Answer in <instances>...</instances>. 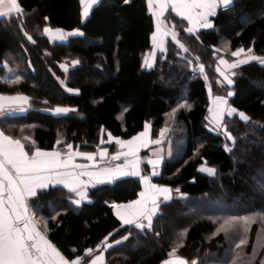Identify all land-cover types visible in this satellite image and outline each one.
<instances>
[{
    "label": "trees",
    "instance_id": "16d2710c",
    "mask_svg": "<svg viewBox=\"0 0 264 264\" xmlns=\"http://www.w3.org/2000/svg\"><path fill=\"white\" fill-rule=\"evenodd\" d=\"M19 3L22 18L12 19L9 26L0 21V64L6 59L16 61L21 79L0 80V94L27 96L30 109L23 115L1 117L0 131L19 139L27 151L34 142L29 154L36 147L59 151L66 144L96 152L109 133L114 141H128L144 132L146 123L153 138L172 127L171 142L176 146L152 180L158 187L179 189L180 196L160 206L151 229L123 225L112 207L138 200L139 177L97 184L89 191V201L80 206L61 187L38 192L30 207L56 248L70 261L82 257L83 264L90 258L87 249L94 252L105 241L115 245L106 252L108 264H162L173 249L189 264L194 259L198 264H261L264 155L254 146H249L248 158L243 152L246 142H255V135L264 143V64L260 63L264 59V0H234L233 6L212 16L211 28L193 33L185 30L189 27L185 20L168 11L164 21L188 51L168 39L165 52L150 69L144 61L153 49L156 24L146 0H99L86 19L80 0ZM44 27L83 35L53 43ZM239 48H251L259 59L236 69L229 104L236 115L244 113L248 120L225 119V127L236 139L228 150L225 137L208 127L210 93L220 95L212 76L222 52ZM197 60L211 78L210 87L195 71ZM63 64L69 66L67 70ZM58 107L70 111L57 114ZM105 148L110 154L119 151L114 143ZM204 165L214 168L217 176L204 174L200 170ZM207 202H218L221 208H204ZM232 217L250 220L217 233ZM245 236L247 244L236 248Z\"/></svg>",
    "mask_w": 264,
    "mask_h": 264
},
{
    "label": "snow or ice",
    "instance_id": "6c2138e0",
    "mask_svg": "<svg viewBox=\"0 0 264 264\" xmlns=\"http://www.w3.org/2000/svg\"><path fill=\"white\" fill-rule=\"evenodd\" d=\"M85 0H80L83 4ZM99 0H90L91 5H95ZM130 0H124V3H129ZM148 9L150 13L157 18V32L153 33V41L157 40V33L161 30V25L163 21L159 20L169 7L172 12L182 19H186L189 23L198 25L202 28H211L213 25L209 22L208 17L216 15V10L218 7L223 6L228 8L233 0H146ZM156 6L157 10H153V6ZM199 9L200 11H196ZM23 9L20 6L19 0H0V21L7 19L9 22L11 19L16 17L22 18ZM87 15V11L84 12ZM47 20V17H44ZM21 30L23 31V26L21 23ZM188 33H193L194 28L188 27L185 29ZM44 33L52 32L49 27H44ZM59 35L57 39L64 40L65 36L63 32L59 29L56 30ZM83 35V33H69L68 35ZM164 35L171 34L172 39L175 41L177 34L175 31L165 32ZM29 41L33 43L32 37L24 33ZM184 51H188L184 48L183 44L179 45ZM249 53L252 49L247 50ZM245 52L244 48H239L232 52V56H240L241 53ZM249 59L256 60L259 59L255 56H250ZM246 61H238L237 63H245ZM79 63L78 61H73V64ZM221 64H227V61L221 59ZM260 63L264 64V59H260ZM237 64L228 65V67H236ZM62 67H64L62 65ZM201 70L203 66L201 65ZM217 71H220L218 68ZM221 75H224L221 72ZM224 79L229 85L233 81L228 77L224 76ZM19 77L17 76L14 82H17ZM69 92L73 91L68 89ZM227 95L231 96L232 93L228 92ZM23 100L27 101V97H3L0 96V101L4 100ZM216 101L219 105H227V100L223 97H217ZM185 107V105H181ZM4 105L0 103V114H3ZM23 111V109H21ZM70 109L67 108H56L55 112L57 114L67 113ZM211 111V110H210ZM221 111H226L227 115L231 116L236 110L232 108L221 109ZM175 112V110H174ZM174 112L170 116L174 117ZM240 117L247 121L248 117L244 113L239 114ZM149 124H145V131L140 133L138 136L133 137L131 140L122 141L119 138H115L116 143L121 147H128L127 152H118L111 157L112 160H119L121 156H132L134 159L125 160L123 165H116L114 168H103L99 171H87L90 166L85 164H75L73 163L75 156H81L88 161H95L97 155L96 152H72V145L66 144L65 147L69 150L67 153V159L61 160L60 152L52 151H42L38 147L32 154L29 155L32 147H35L34 142L32 146L29 147L28 151H25V145L21 143L19 139H13L12 137L6 135L3 131H0V264H80L82 257H77L71 261L66 259L60 254V252L55 248L54 245L46 238V236L37 230V227L32 223V217L29 215L30 209L26 202L27 197H36L38 189H47L50 184H62L69 189L70 192L74 193L76 199L72 200V203L80 205L83 200L88 198L87 189L89 186L95 187L97 184L111 183L115 179L123 176H140L141 180L145 183L146 191L142 192L141 197H145L147 191L150 189L156 195H162L163 201L161 203L167 204L171 199V189L167 187H158L155 184L149 183V177L147 175L141 176L139 170L140 160L137 157V152L139 146H133L134 141H138L141 137L148 136ZM103 131V129H102ZM163 135V130L161 131ZM28 140L29 137H24ZM114 138L111 133L108 134V142L110 143ZM231 139V136H229ZM105 141L101 140V143ZM159 143V140L155 141H143L144 146L147 143ZM57 144L63 143L60 140L56 141ZM230 150V149H228ZM98 154L101 159L107 155V150H98ZM148 163L152 165L153 171L152 175H159L156 171V167L160 163V159L148 160ZM10 166V169H9ZM131 167V171H126L128 167ZM91 167H95L93 164ZM64 169V171H60ZM76 169H81V171L76 172ZM202 171L207 172L209 175H215L216 170L214 168H202ZM81 176L89 177V180L83 181L80 179ZM179 192V189H176ZM156 195L151 196L149 199L133 201L128 205H116L113 204V208H128L132 209L133 205H140V207L133 209L130 213L132 218H125V216L117 215L123 221L124 224H135L136 228L144 230L145 228L151 229L153 217L158 214L160 203L157 202ZM149 204L151 207H149ZM147 220V224L138 222L140 218ZM242 220L246 225L249 223L250 217L237 218L232 217L230 220H225L223 224L217 229V233L220 231H229V228L237 224L238 221ZM23 224V227L20 225ZM228 226V227H226ZM46 228V224H45ZM234 232H239V228H233ZM247 232V229H244ZM125 236L123 239H127ZM121 241H116L119 244ZM247 244V238L241 237L236 248H240ZM111 247V245H108ZM75 251V249H73ZM255 251V249H253ZM93 249H87L86 255H91ZM175 252V249L169 253L171 256ZM103 256L97 255L94 259L90 261V264H97L98 261H102ZM164 264H172V261H165ZM178 264H187V261L180 258ZM191 264H198L194 259ZM235 264V261H233ZM264 264V260L261 261Z\"/></svg>",
    "mask_w": 264,
    "mask_h": 264
},
{
    "label": "rangeland",
    "instance_id": "374dc122",
    "mask_svg": "<svg viewBox=\"0 0 264 264\" xmlns=\"http://www.w3.org/2000/svg\"><path fill=\"white\" fill-rule=\"evenodd\" d=\"M163 21V19L161 20ZM168 23H166L165 21H163V24L161 25V30L159 33H157V40L154 42L153 41V49L151 52H149L146 57H145V61H144V65L146 68L150 69L154 66L155 61L157 59V57L165 52V46L167 43L168 39H172L171 34L168 35H164L163 33L165 32H169L171 31H175L173 27L167 25ZM156 32H157V28H156ZM155 32V33H156ZM175 33L177 34V32L175 31ZM74 35V34H73ZM67 37L65 36L66 40ZM64 40H60V42L63 43ZM68 41V40H67ZM174 41V40H173ZM178 37L176 38V40L174 42L177 43V45L179 46L181 43L178 42ZM66 41H64L65 43ZM180 47V46H179ZM181 48V47H180ZM185 48V47H184ZM182 49V48H181ZM184 50V49H182ZM227 52V51H226ZM222 52V56L220 57V59H218L217 62V66L214 69L215 74L212 76V80L214 79V81L217 83V85L219 86V90H220V95L216 96V95H211L210 93V110H209V117H208V127L211 130H214L218 133H220L221 135H223L225 137L228 149H232L233 146L236 143V139L235 137H233V135L229 132L228 128L225 127V119L227 117L229 118H233V119H238L241 118L240 115H236L235 112L229 116L227 115L226 111H221V109H227L230 108V104H229V95H227L228 92H231V88L233 86V83L231 85H229L227 83V81L224 79V76H228L232 81H234L235 75H236V69L243 63H237L238 61H246L250 62L253 61L251 59H249L250 56H253V54L250 52H248L247 50H245V52L241 53L240 56H232L231 53L229 52ZM223 59L225 61H227V64H221L220 60ZM257 60V59H256ZM254 60V61H256ZM192 64V63H190ZM231 64H237L236 67H228V65ZM10 66V72H9V77H19V80L21 79L20 77V73H19V69H18V64L16 63V61L14 62V64L9 63ZM201 65L198 60L196 61V73H199L200 75L204 76V78L207 80V83L210 87V76L208 75V73H206V69L203 67V70H201ZM64 67H62V69H68V65L63 64ZM193 66V65H192ZM220 69V71H217V69ZM221 72L224 73V75H221ZM232 93V92H231ZM217 97H223L224 99L227 100V105H219L216 101ZM27 105L29 104V100L27 101ZM10 110V109H9ZM12 111V110H10ZM220 111V112H219ZM8 111H6L7 113ZM10 114V112H9ZM237 116V117H236ZM242 119V118H241ZM245 121V120H243ZM173 122V121H172ZM171 122V123H172ZM246 122V121H245ZM149 129H148V136L147 137H141L140 140L134 142V145L137 143V146H139V150L137 152V157L140 160L139 163V170H140V175L144 176L147 175L149 177V182L151 184V182L153 183V177H156L158 175L153 176L152 175V171H153V167L151 164L148 163V160H155V159H160V163L159 165L156 167V171L158 173H160L161 167L163 165V162L166 158H169L172 154V147H174L172 145V139H173V133L170 126L165 127L163 129V135H161V132L159 133V135L156 138H153V134H152V129H151V125L149 124ZM175 129H179L180 130V126L176 125ZM229 136H231V139H229ZM255 140V142L252 141V143L250 142H246L245 145V149L246 152H243V156L245 157H249V153H251V150L249 148V146H254L255 147V151L258 152V154L260 155H264V143H263V138H261L260 136L258 137V135H255V138H253ZM155 140H159V143H151L148 142L147 146H144V144L142 143L143 141H155ZM115 144L118 146L119 151L115 152L114 154H110L109 150L106 147V145L109 144ZM133 145V146H134ZM176 148V146L174 147ZM107 150V155L104 156L103 159H101L100 155L98 154V150H96V157H95V161H91L90 163H88L85 158L81 157V156H75L74 160L76 164H80L83 163L85 165H89L90 167L87 169L88 171H99L100 169L103 168H114L116 165H123L125 160H132L134 159V157L132 156H121L119 160H112L111 157L113 155H115L118 152H127L128 151V147H121L119 144L116 143V141L112 140L110 143L108 142V140H106L104 143H102V147L99 149V151L102 150ZM125 149V150H124ZM58 151V150H57ZM72 152H82L79 149L73 148L72 147ZM58 152L61 153V156L59 159L64 160L67 159V153L69 152V150L65 147L62 150H59ZM93 164H95V167H91ZM202 168H209L208 166L204 165L200 168V170ZM126 171H131V167L129 166L127 169H125ZM202 171V170H201ZM204 174L209 175L207 172L202 171ZM210 177L215 178V175H209ZM123 177H128V176H123ZM122 178V177H119ZM154 184V183H153ZM171 193H174L173 198L177 197V192L176 191H172ZM161 198H163L162 195H160ZM204 208L207 209H220L221 205L218 204V202H214V203H209L207 202L206 205H203ZM202 207V208H203ZM33 219H36L37 217H34V215L32 216ZM41 225V223H40Z\"/></svg>",
    "mask_w": 264,
    "mask_h": 264
},
{
    "label": "crops",
    "instance_id": "0c3cea01",
    "mask_svg": "<svg viewBox=\"0 0 264 264\" xmlns=\"http://www.w3.org/2000/svg\"><path fill=\"white\" fill-rule=\"evenodd\" d=\"M233 3H234V0H233V2H232V4L229 6V7H231V6H233ZM96 5V4H95ZM94 5V6H95ZM21 6V5H20ZM94 6L93 5H91L90 4V0H85V2L82 4V17H83V19H86L88 16H89V14H90V12H91V10L94 8ZM228 7V8H229ZM22 8V7H21ZM226 9V8H224L223 6H220V7H218L217 8V10H216V12L219 10V9ZM153 10L155 11V10H157L156 9V6L154 5L153 6ZM85 11H87V15L85 16L84 15V12ZM168 11H172L171 10V8L169 7L167 10H165V12H164V14L162 15V16H160L159 17V20L161 21L162 19H163V21H164V16L166 15V13L168 12ZM196 11H200L199 9H197ZM175 14V13H174ZM23 15V14H22ZM176 15V14H175ZM177 16V15H176ZM19 17V16H18ZM154 17V16H153ZM179 17V16H178ZM180 19H182L181 17H179ZM211 18H212V16H209L208 17V20H209V22L211 23ZM14 19V18H13ZM12 20V19H11ZM154 20H155V24H156V28H157V18L156 17H154ZM183 20H185L187 23H188V25H189V27H193L194 28V31L193 32H198V31H200V30H202V29H205V28H202V27H199L198 25H194V24H191V23H189V21L188 20H186V19H183ZM5 22H6V25L7 26H9L10 25V22L7 20V19H5ZM212 24V23H211ZM73 33H75V32H73ZM63 34H64V36H66L67 37V39L66 40H64V41H66L67 42V40H69V38L71 37V36H73V35H68L69 33H66V32H63ZM46 35L50 38V41L51 42H60V40L59 39H57V36L59 35V33H57L56 32V30H52V32H50V33H46ZM64 41H63V43H64ZM10 58V57H9ZM8 61H7V59H6V62L5 63H2V64H0V74H2L3 73V76L2 75H0V80H6V81H8V80H15L16 79V77H9L8 75H9V70H10V66H9V63H7ZM5 68V71L4 72H2V70H1V68ZM0 96H3V97H17V96H19V97H27V96H24V95H15V96H5V95H1L0 94ZM28 98V97H27ZM29 100V104L27 105V101ZM27 101L25 102V101H23V100H4V101H0V103H2L3 105H4V109H3V114H0V118L1 117H3V116H5V115H9V116H15V115H23V114H25L29 109H30V99L28 98L27 99ZM12 110V111H10V110ZM21 109H23V111H21ZM6 111H8L7 113H6ZM9 112H10V114H9ZM144 131H145V129H144ZM134 142H136V141H134ZM135 146H137V143L134 145V147ZM125 150V149H124ZM25 151H27V149H26V147H25ZM42 151H44V150H42ZM54 151H57V150H54ZM47 152H52V151H47ZM58 152V151H57ZM29 155H31V154H29ZM60 158V157H59ZM88 163H90L91 161H87ZM73 163H75V160H73ZM76 164V163H75ZM80 164H83V163H80ZM9 169H10V166H9ZM11 170V169H10ZM85 170H87V169H85ZM60 171H64V169H60ZM76 172H79V171H81V169H76L75 170ZM88 171V170H87ZM134 177H139V179H140V182H141V186H142V192H145L146 191V185H145V183L141 180V178H140V176H134ZM123 178V177H122ZM80 179L81 180H83V181H87V180H89V177H87V176H81L80 177ZM117 179H119V178H117ZM117 179H115V180H117ZM114 180V181H115ZM150 183V182H149ZM103 184V183H102ZM151 184H153L152 182H151ZM52 187H61V188H63V189H65L67 192H69L71 195H72V198L73 199H76V198H78V197H76L75 196V194L74 193H72V192H70L69 191V189L68 188H66L64 185H62V184H50L49 185V187L47 188V189H38L37 190V192H40V191H43V190H48L49 188H52ZM91 188H93V187H91V186H89L88 187V189H87V196H88V198L86 199V200H83L81 203H80V205H82L84 202H88L89 201V191H90V189ZM161 188H163V187H161ZM170 189V188H169ZM141 192V193H142ZM172 192V191H171ZM153 195H156V193H154L152 190H148L147 191V193H146V196L145 197H141V195H140V197L138 198V200H141L142 202L144 201V200H146V199H149L151 196H153ZM177 198L180 196L178 193H177ZM171 196H172V199H173V196H174V193H171ZM32 198H34V197H27L26 198V202H27V204H28V206H29V209H30V212H29V215L32 217L33 215H34V217H37L36 216V214L34 213V211L31 209V207H30V200L32 199ZM156 198H157V202L158 203H160V205H162L163 203H161L162 201H163V198H161L160 197V195H156ZM176 198V197H175ZM72 199V200H73ZM171 199V200H172ZM170 200V201H171ZM169 201V202H170ZM74 204V203H73ZM129 204H131V203H129ZM75 206H80V205H76V204H74ZM125 205H128V204H125ZM138 207H140V205H133V208L132 209H128V208H114V212H115V214H116V216H117V218L121 221V223L123 224V225H125V226H135V224H124L123 223V221L120 219V217L117 215V212H119L120 213V215H122V216H125V218H132L131 217V215H130V213L133 211V209H135V208H138ZM149 207H151V205L149 204ZM159 212H160V208H159ZM159 212H158V214H159ZM157 214V215H158ZM157 215H155L154 217H153V220L156 218V216ZM138 222H140V223H144L145 225L147 224V220H145V219H143L142 217L139 219V221ZM153 222V221H152ZM32 223H34L35 225H36V227H37V230H39L40 232H42L45 236H46V238L48 239V237H47V235H46V233L44 232V230L42 229V221L37 217L36 219H33L32 218ZM40 223H41V225H40ZM21 227H23V224H21L20 225ZM139 229V228H138ZM146 229V228H145ZM141 230V229H140ZM49 240V239H48ZM50 241V240H49ZM51 242V241H50ZM52 243V242H51ZM52 245H54L53 243H52ZM108 245H111V247H108ZM55 246V245H54ZM115 245H113V244H110L109 242H107V241H105V242H103L102 243V245H100L94 252H92V254L90 255V258H89V260L85 263V264H90V261L92 260V259H94L95 258V256H97V255H102L103 256V260L102 261H98L97 262V264H108V261H107V257H106V252L108 251V250H110L112 247H114ZM55 248H56V246H55ZM57 249V248H56ZM58 250V249H57ZM59 251V250H58ZM60 252V251H59ZM60 254L62 255V256H64L61 252H60ZM65 257V256H64ZM66 258V257H65ZM181 257L176 253V252H174L171 256L169 255V258L166 260V261H172V264H178V261H179V259H180ZM67 259V258H66ZM70 261V260H69ZM83 259L81 260V262H80V264H83ZM162 264H164V263H162ZM187 264H189V263H187Z\"/></svg>",
    "mask_w": 264,
    "mask_h": 264
}]
</instances>
